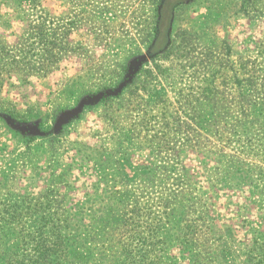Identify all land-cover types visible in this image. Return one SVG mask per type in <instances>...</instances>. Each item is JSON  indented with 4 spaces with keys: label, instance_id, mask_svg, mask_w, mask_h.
Here are the masks:
<instances>
[{
    "label": "rangeland",
    "instance_id": "rangeland-1",
    "mask_svg": "<svg viewBox=\"0 0 264 264\" xmlns=\"http://www.w3.org/2000/svg\"><path fill=\"white\" fill-rule=\"evenodd\" d=\"M244 1L122 0L73 36L68 0H0V264H264V0ZM99 32L121 38L77 37ZM133 59L134 86L89 98Z\"/></svg>",
    "mask_w": 264,
    "mask_h": 264
},
{
    "label": "flooded vegetation",
    "instance_id": "flooded-vegetation-1",
    "mask_svg": "<svg viewBox=\"0 0 264 264\" xmlns=\"http://www.w3.org/2000/svg\"><path fill=\"white\" fill-rule=\"evenodd\" d=\"M70 6L69 12V23L71 34L79 33L77 30L85 28L86 24L91 22H96L104 26L105 29L112 28L114 24H120L122 21V16L124 15V10L126 7L123 6L122 0H68ZM134 4V15H137V3ZM117 28V27H116ZM117 29H121L118 26ZM79 38H110L118 39L121 38L120 33H104L99 32L97 34H78ZM147 56L143 58H147Z\"/></svg>",
    "mask_w": 264,
    "mask_h": 264
},
{
    "label": "trees",
    "instance_id": "trees-1",
    "mask_svg": "<svg viewBox=\"0 0 264 264\" xmlns=\"http://www.w3.org/2000/svg\"><path fill=\"white\" fill-rule=\"evenodd\" d=\"M164 1L165 0H154L153 3H157V5L155 7V12H159V8L162 6ZM246 1L247 0H245L244 2H246ZM155 24H158V22H155ZM153 31H154V34L157 32L156 27L153 29ZM147 38H149V37H146L145 39H142V41H141L142 44H145L148 41ZM152 39H155V37L153 36ZM12 58L14 60L15 56H13ZM137 60L138 59H133V60H130V61H126L125 64L121 66V68H120L121 74L119 75V77H121V79H120L117 87L104 88V89H102V91H98L96 93L89 94L88 95L89 98H95V97L99 98L98 96H100V100H102L104 103H108V102L111 101L112 98H114V97L118 98L120 96V94H121L120 92H122L123 90L129 89L132 86H134L136 84V75L138 74L137 70L139 69V66H140V62L139 61L137 62ZM136 67H138L136 69V72L131 74L130 71L133 70ZM123 83H125V87L122 88L121 91H118V93L113 97V95H111L112 92L116 91V89H118ZM107 93L108 94L110 93V95L107 96ZM101 95L103 97H101ZM63 125H64V122H63ZM44 248H45L44 246H41L40 247V253H37V251H35L33 256L30 259H28L26 261V263H23V264H46L48 256L44 255L45 254V251H43ZM39 256H40V258H39Z\"/></svg>",
    "mask_w": 264,
    "mask_h": 264
},
{
    "label": "water",
    "instance_id": "water-1",
    "mask_svg": "<svg viewBox=\"0 0 264 264\" xmlns=\"http://www.w3.org/2000/svg\"><path fill=\"white\" fill-rule=\"evenodd\" d=\"M70 115H71V113H67V114L64 116V118L61 119L60 124H63V122H65V121L68 119V117H69Z\"/></svg>",
    "mask_w": 264,
    "mask_h": 264
},
{
    "label": "crops",
    "instance_id": "crops-1",
    "mask_svg": "<svg viewBox=\"0 0 264 264\" xmlns=\"http://www.w3.org/2000/svg\"><path fill=\"white\" fill-rule=\"evenodd\" d=\"M2 3H4V2H2Z\"/></svg>",
    "mask_w": 264,
    "mask_h": 264
}]
</instances>
